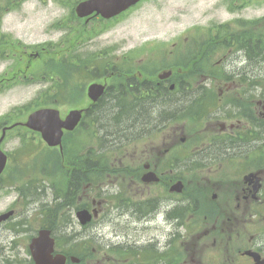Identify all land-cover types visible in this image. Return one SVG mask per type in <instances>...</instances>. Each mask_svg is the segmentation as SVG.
<instances>
[{
    "label": "flooded vegetation",
    "instance_id": "flooded-vegetation-1",
    "mask_svg": "<svg viewBox=\"0 0 264 264\" xmlns=\"http://www.w3.org/2000/svg\"><path fill=\"white\" fill-rule=\"evenodd\" d=\"M24 3L21 0V5ZM93 21L102 20L91 16L77 23L88 25ZM239 34L221 39L219 50L196 47L197 59L186 62L187 66L176 70L172 79L143 78L141 74L148 70L149 63L129 72L121 70L120 59L82 63V72L90 79L87 87L102 83L105 89L95 102L83 105L79 126L82 131L89 134L95 128L97 134L93 137L106 150L127 147L133 142L135 148L142 142L143 147H153L157 139L149 134L155 132L159 133V145L164 149L156 150V154L149 149L141 156L134 152L109 158L92 157L89 146L79 158L80 167H71V172L78 175L77 186L80 180L83 186L74 193L77 206L70 209L87 210L92 216L97 212L98 219L82 228L83 235L96 222H106L110 209L117 213V226L132 227V236L114 243V248L125 255L118 259V264H164L170 247L169 228L176 233L172 239L184 249L187 244L200 248L202 241L210 239L212 246L226 243L231 252L228 264H254L243 255L245 251L256 252L260 264H264V228L249 235V227L264 224V37H250L244 30ZM186 108L193 113L187 114ZM239 114L256 115V119L243 124L236 116ZM102 116L107 118L105 123H101ZM197 123L200 130L212 129L213 133L203 139H189L193 133L185 136V131L188 127L194 131ZM109 125L117 126V136L105 135ZM9 127L8 121L0 123V137L5 142L9 139ZM141 135L147 139H136ZM224 159L236 160L241 165H227L226 174L210 171ZM123 161L129 165L125 166ZM185 163H193L196 170L180 171ZM142 172L154 174L147 185L141 182L145 176L140 175ZM91 175L117 184L115 200L106 192L99 194L95 187L89 189ZM126 177L130 186L139 189L129 191ZM187 210L190 224L207 227L201 235L180 234L187 221ZM201 211L210 213L212 219L206 215L199 220ZM159 224L168 229L166 237L149 236L143 230L151 232ZM155 252L156 260L152 259ZM183 264L199 262L190 259Z\"/></svg>",
    "mask_w": 264,
    "mask_h": 264
},
{
    "label": "rangeland",
    "instance_id": "rangeland-1",
    "mask_svg": "<svg viewBox=\"0 0 264 264\" xmlns=\"http://www.w3.org/2000/svg\"><path fill=\"white\" fill-rule=\"evenodd\" d=\"M12 1L18 0H0V82L4 80L0 88V122L8 121V124L24 123L32 111L46 106H59L62 115L72 108L82 109L83 105L89 103L85 93L90 79L80 75L79 66L87 61L115 60L118 57L122 59L121 70L129 72L133 59L135 63L141 65L148 60L151 65L148 70L142 72L141 76L157 80L158 75L163 71L175 72L185 67L179 64V59L175 62L174 59L176 55L182 53L181 49L183 51L186 43H190L195 37L198 40L197 45L207 43L211 47H218L221 40L215 38L216 36L223 35L226 38L230 32L233 36H237V30L241 28L238 25L229 30L217 28L224 22L231 23L235 18H239L246 21L242 28L247 34L257 37L261 34L264 37L263 23L260 28L255 24H248V21L264 16V0H146L119 20L93 21L88 26H83L82 22L77 23L78 20L70 21L71 24L65 19L61 20L67 10L54 0H29L22 10ZM84 30L87 33H84ZM46 43L54 46L47 48V51L54 52L52 56L48 57L49 52H44L38 59H29L28 54L21 53L24 48L21 45L34 47ZM175 47H180V49L173 54L172 50ZM188 49L192 48L188 47ZM34 53V51L31 52V54ZM49 61H52L56 67L61 66L62 76L46 67L45 63ZM88 65L90 66L91 63ZM45 77L47 80L43 79ZM49 78L64 79L68 84V88L65 85L67 93H60L57 84L49 82ZM232 94L233 91H231ZM236 116L243 124L256 119V115L242 116L239 114ZM88 133L83 132L69 138L70 140L63 145L62 152L63 156L69 157L61 158L55 155L53 158L55 160L50 162L45 148L37 146L41 144L36 135L26 129L9 132V139L3 150L10 154L12 166L4 178V183L0 182V214L13 208L16 210V215L9 222L10 224L0 225V264H6L4 261L6 259L20 262L27 260V245L41 225V219L37 217L39 207L42 203L65 206L59 203L65 201L67 176L71 172V167L75 168L80 165L79 158L86 153L89 146L92 157L106 156L109 158L122 156V154L132 155L134 152L137 156H141L149 149L154 150V154L156 150L160 152L164 150L159 145L161 137L155 132L149 134L157 139V144L153 147H143L142 142L138 144V148H135L133 142L127 147H115L109 150H106L107 147L105 148L103 143L99 144L95 141L93 137L97 134L95 128H91ZM190 133L193 135L189 139L195 137L203 139L212 134L213 130H200L197 123L194 131L186 129L185 136ZM180 134H182L181 131ZM136 139H147V137L141 135ZM225 160L227 159L216 163L210 171L226 174L227 165L231 163L241 165L236 160L233 162ZM123 164L129 165L126 161H123ZM181 170L188 173L196 169L193 163H185L180 166ZM141 174L149 180L148 173L142 172ZM107 181L112 182L113 180L106 179L105 182ZM28 182L33 183L31 186L34 188L27 193V198H25L21 192L24 191ZM118 182L120 184L121 180ZM126 185H129L131 192L139 189V186H130L128 177L125 180ZM107 188L111 189L106 193L112 195L109 197L115 200L118 193L117 184ZM73 190H81V183ZM188 191L189 189L186 190ZM15 201L17 202L13 206ZM109 211V219L104 223L103 220L96 222L86 235L82 234L78 224H75L74 232L72 228L69 229V234L78 237L79 242L76 246L73 242L67 243L62 231H57V238L70 246L71 255L79 258L86 255L82 264H104L102 257L109 255H114L112 264H118V259L124 257L114 248V243L134 233L129 224L125 228L117 226L115 209ZM200 215L205 216L203 212ZM23 218L28 223L25 229H21ZM64 222L60 220L58 224L63 225ZM156 227L151 232L147 228L143 230L148 231L149 236L156 238L161 239L167 236L166 227L162 228L160 224ZM263 228L264 224L256 223L249 227V235H255ZM206 229L205 226L198 228L192 224L188 225L186 221L184 227L180 229V234L183 236L199 235ZM169 231L170 247L164 259L169 258L170 264H183L190 259H199L203 264H228L227 258L230 257L231 252L228 251L226 243L212 246V241L208 239L202 241L200 250L191 248L190 245L184 249L180 247L177 240L172 239L176 235L174 230L169 228ZM84 240L88 241V245L83 242L86 250L81 252L82 248L79 245ZM60 251L70 252L63 249ZM141 261L142 258L138 257V262ZM165 263L168 262L164 260Z\"/></svg>",
    "mask_w": 264,
    "mask_h": 264
},
{
    "label": "water",
    "instance_id": "water-1",
    "mask_svg": "<svg viewBox=\"0 0 264 264\" xmlns=\"http://www.w3.org/2000/svg\"><path fill=\"white\" fill-rule=\"evenodd\" d=\"M139 0H92L81 4L77 9L78 12L87 14L95 10L105 18L114 16L129 6L135 4ZM169 74H164L162 78ZM95 87H90L89 97L95 100L99 96L100 91L95 92ZM80 118V112H71L65 121H60L59 114L56 110L41 109L33 112L24 124L25 127L37 131L41 134L43 140L50 147L59 146L61 144L62 130L71 131L77 125ZM6 157L0 151V174L5 166ZM9 215L1 219L8 218ZM78 219L84 224L87 221L88 214L83 211L77 214ZM0 219V220H1ZM30 251L35 264H66L64 256L55 255L54 240L50 237V232L47 230L40 231L38 237L33 239L30 245ZM73 262H77L72 259Z\"/></svg>",
    "mask_w": 264,
    "mask_h": 264
},
{
    "label": "trees",
    "instance_id": "trees-1",
    "mask_svg": "<svg viewBox=\"0 0 264 264\" xmlns=\"http://www.w3.org/2000/svg\"><path fill=\"white\" fill-rule=\"evenodd\" d=\"M20 44V43H19ZM187 57L191 60V61H194L195 59H194V55L193 54H188V55H186L185 56V59H187ZM52 64V61H50L49 62V65H51ZM51 68V71H54V68H52V67H50ZM57 68V71L60 73V75L62 76V69H61V66H59V67H56ZM58 73V74H59ZM62 82V84H61V87H62V93H64V90H65V85H66V82L63 80V81H61ZM44 104V103H43ZM70 179H71V177H70ZM43 213V215H44V218H51V208L49 207V206H42V210H41V214ZM45 213H47V214H45ZM56 214H57V212H56ZM56 214H53V218L55 217V215ZM45 220H47V219H45Z\"/></svg>",
    "mask_w": 264,
    "mask_h": 264
},
{
    "label": "bare ground",
    "instance_id": "bare-ground-1",
    "mask_svg": "<svg viewBox=\"0 0 264 264\" xmlns=\"http://www.w3.org/2000/svg\"><path fill=\"white\" fill-rule=\"evenodd\" d=\"M185 112L187 114L193 113V111L191 109H189V108H186ZM105 114H107V112H105ZM106 119L107 118L105 116H102L101 123H105ZM116 130H117V126H115V127L112 126L111 127V125H110L108 128L105 129V135L108 138H113V137H115V136H117L119 134L118 132H116Z\"/></svg>",
    "mask_w": 264,
    "mask_h": 264
}]
</instances>
